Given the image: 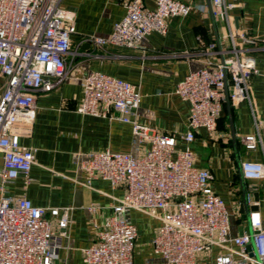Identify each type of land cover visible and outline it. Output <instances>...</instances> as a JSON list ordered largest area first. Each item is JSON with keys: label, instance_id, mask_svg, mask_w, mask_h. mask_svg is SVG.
I'll return each instance as SVG.
<instances>
[{"label": "built area", "instance_id": "obj_1", "mask_svg": "<svg viewBox=\"0 0 264 264\" xmlns=\"http://www.w3.org/2000/svg\"><path fill=\"white\" fill-rule=\"evenodd\" d=\"M153 1L154 6H147L142 0H130L109 36L90 35L84 40L96 47L138 50L152 31L165 32L170 18L186 17L191 10L179 0ZM211 7L215 16L228 20L231 3L211 0ZM75 33V12L62 0H0V264H53L69 237L71 207L36 206L24 193L15 203L6 195L16 181L26 189L32 180L37 149L22 145L20 138L31 133L38 93L68 78L66 58L72 53ZM225 37L231 42L227 57L217 63L207 61L176 85L175 93L189 103L187 127L181 135L184 149L176 147L175 134L138 121L141 93L136 84L95 70L78 78L83 97L77 110L130 124L140 147L139 154L105 150L79 160L85 172V179L77 181L80 185L89 187L92 179L101 178L112 188L123 189L113 214L95 231L96 241L82 249L83 264H133L138 230L125 214L129 210L160 221L151 242L162 264H198L211 256L214 247L219 248L214 264H264L259 210L249 213V231L232 234L230 210L211 186V171L196 165L191 146L199 129H205L210 139H219L226 93L234 105L249 100L255 75L261 76L264 91V74L254 57L237 45L232 32ZM240 38L264 47V25L261 39L245 33ZM215 47L210 42L203 53L212 54ZM239 138L248 150L261 142L254 135ZM240 168L247 180L264 179V162L244 160ZM246 199L259 205L250 194Z\"/></svg>", "mask_w": 264, "mask_h": 264}, {"label": "crops", "instance_id": "obj_2", "mask_svg": "<svg viewBox=\"0 0 264 264\" xmlns=\"http://www.w3.org/2000/svg\"><path fill=\"white\" fill-rule=\"evenodd\" d=\"M129 1L62 0L64 7L75 12L76 33L72 35V53L66 58L69 76L52 90L38 93L31 133L20 138L22 145L37 149L36 164L26 189L18 180L8 187L6 197L16 203L24 193L36 206L71 207L69 237L53 264H83L82 249L96 241L95 231L113 214L123 196L122 188H112L101 178L92 179L89 187L80 185L77 181L85 179V172L79 168V160L97 151L140 152L130 124L77 110L83 97L78 79L82 73L100 71L136 84L141 93L138 121L158 132L175 134L178 149L186 147L181 135L187 127L189 103L175 93L176 85L207 61L217 63L227 57L231 42L225 36L229 32L264 74V47L246 44L240 38L245 33L248 38L261 39L264 0H226L232 4L227 21L213 14L211 0H179L190 5L189 14L170 18L166 31H152L138 50L114 45L96 47L84 40L90 35L109 36L125 15ZM142 1L154 6L153 0ZM210 42L216 47L206 55L203 51ZM185 51L189 54H183ZM2 82L0 75V86ZM218 130L217 140L210 139L205 129L197 131L191 144L196 165L211 171V186L230 210L232 234L249 231L252 210H259L264 228V179L247 180L240 168L244 160L264 162V91L260 75L250 82L249 100L234 105L226 93ZM243 135H254L261 142L248 150L239 138ZM247 194L253 200L257 196L259 205H250ZM125 214L138 230L133 264H162L151 242L160 221L136 210ZM218 251L214 247L211 256L198 264H214Z\"/></svg>", "mask_w": 264, "mask_h": 264}, {"label": "water", "instance_id": "obj_3", "mask_svg": "<svg viewBox=\"0 0 264 264\" xmlns=\"http://www.w3.org/2000/svg\"><path fill=\"white\" fill-rule=\"evenodd\" d=\"M255 199L257 200V199H258V197H257V196H255ZM255 208H256V207H252L251 209H255ZM247 249H248V250H250V245H248V246H247ZM250 255H252V254L250 253Z\"/></svg>", "mask_w": 264, "mask_h": 264}]
</instances>
